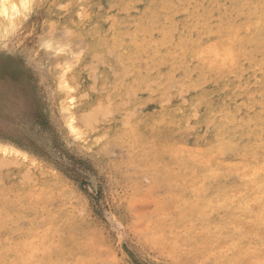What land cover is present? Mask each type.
<instances>
[{
    "label": "rangeland",
    "instance_id": "obj_1",
    "mask_svg": "<svg viewBox=\"0 0 264 264\" xmlns=\"http://www.w3.org/2000/svg\"><path fill=\"white\" fill-rule=\"evenodd\" d=\"M33 2L0 35V264H264V0Z\"/></svg>",
    "mask_w": 264,
    "mask_h": 264
},
{
    "label": "bare ground",
    "instance_id": "obj_2",
    "mask_svg": "<svg viewBox=\"0 0 264 264\" xmlns=\"http://www.w3.org/2000/svg\"><path fill=\"white\" fill-rule=\"evenodd\" d=\"M33 1L35 0H0V35L6 32V30L14 27L18 20L27 15L31 5L34 3ZM95 111L97 110L95 109ZM91 118L92 115L90 114L88 119ZM94 119L96 118L94 117Z\"/></svg>",
    "mask_w": 264,
    "mask_h": 264
}]
</instances>
